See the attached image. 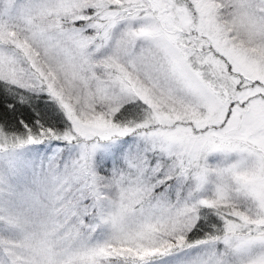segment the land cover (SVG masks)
Listing matches in <instances>:
<instances>
[{
    "label": "snow or ice",
    "instance_id": "obj_1",
    "mask_svg": "<svg viewBox=\"0 0 264 264\" xmlns=\"http://www.w3.org/2000/svg\"><path fill=\"white\" fill-rule=\"evenodd\" d=\"M0 89V264H264V0H0Z\"/></svg>",
    "mask_w": 264,
    "mask_h": 264
},
{
    "label": "trees",
    "instance_id": "obj_2",
    "mask_svg": "<svg viewBox=\"0 0 264 264\" xmlns=\"http://www.w3.org/2000/svg\"><path fill=\"white\" fill-rule=\"evenodd\" d=\"M8 102H11L10 98H9ZM3 103H4L3 90L0 89V105H2ZM37 103L43 104V103H45V101H37Z\"/></svg>",
    "mask_w": 264,
    "mask_h": 264
}]
</instances>
